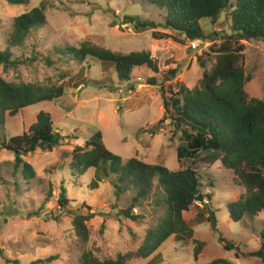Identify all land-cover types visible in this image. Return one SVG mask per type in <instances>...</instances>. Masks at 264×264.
I'll return each mask as SVG.
<instances>
[{
    "label": "rangeland",
    "instance_id": "rangeland-1",
    "mask_svg": "<svg viewBox=\"0 0 264 264\" xmlns=\"http://www.w3.org/2000/svg\"><path fill=\"white\" fill-rule=\"evenodd\" d=\"M38 3L39 0H29L27 6H13L0 0L1 49L5 48L12 20ZM148 12L138 0H53L46 14V27L32 34L23 49H11L13 59L30 56L35 51L37 60L16 69L0 66V77L7 82L63 84L64 88L63 95L52 102L22 109L12 117L5 115L4 137L26 132L36 122L37 115L45 112L51 116L55 130L66 138L61 147L51 152L37 150L23 159L35 169L36 180L28 192L21 194L15 192L18 187L9 167L13 155L0 150V264H77L84 251L111 258L134 252L145 232L164 216L163 207L155 206L157 190L132 210V215L139 217L132 222L119 216L121 210L129 207L134 197L132 191L116 196L113 178H104L93 169L76 181L69 176L64 168L72 150L97 132L102 133L107 150L123 163L135 158L173 172L194 169L200 175L202 189L210 191L212 196L211 202L195 204L184 214L193 226V241L178 242L170 238L149 258H133L126 264H209L217 259L227 264H259L241 253L258 248L264 212L237 223L229 219L227 205L244 195L232 172L225 170L220 162L207 165L184 159L179 163L176 148L183 141L168 121L155 134L139 132L146 127L151 129L162 118L163 99L170 97L175 84L187 89L198 87L203 72L210 70L212 62L205 60L201 69L197 58L208 53L213 44L219 45L223 35L230 32L227 14L224 12L216 23H203L205 35L213 42L197 41L196 49H192L194 42L189 45L190 41L179 33L162 26L136 32L133 24L124 20V17H139L140 21L162 23L163 15ZM213 33L217 35L214 38ZM84 42L120 54L148 52L156 62L158 73L145 67L135 69L131 80L124 83L118 81L112 66L91 59L81 64L75 61L65 64L64 58L55 52L63 47H79ZM240 44L244 47L243 65L250 78L245 92L249 99L264 100V42ZM46 59L54 65L48 67ZM174 69L177 74L172 79L169 73ZM209 183H213V189L209 190ZM63 187L67 190V209L93 215L87 223L89 239L85 244L76 238L71 218L57 205ZM210 207L215 212L217 233L211 231L208 222L196 221L199 215L206 216ZM218 236L240 248L238 259L235 250H224ZM197 242L203 246L195 261L193 250ZM50 258L57 260L46 262Z\"/></svg>",
    "mask_w": 264,
    "mask_h": 264
},
{
    "label": "trees",
    "instance_id": "trees-1",
    "mask_svg": "<svg viewBox=\"0 0 264 264\" xmlns=\"http://www.w3.org/2000/svg\"><path fill=\"white\" fill-rule=\"evenodd\" d=\"M6 1L13 6H27L29 3V0ZM52 3L53 0H39L37 6L12 20L5 48H0V66L3 69H16L37 60L35 51L30 56L13 59L11 49H23L32 34L46 27V14L52 8ZM138 3L145 11L149 10L151 15H163V25L149 20L140 21L139 17H124V20L133 24L136 32L155 30L162 26L179 33L188 41L213 42L205 35L203 23H216L226 12L230 32L223 35L219 45L213 44L208 53L197 58L201 69H204L205 60L212 62L210 70L203 72L198 87L187 89L175 84L170 97L166 101L162 97V118L151 129L146 127L138 131L155 134L168 121L174 131L180 133L183 141L176 148L179 163L184 159L207 165L220 162L225 170L232 172L238 186L243 188L244 195L226 207L229 219L237 223L246 217L255 218L264 212V100L249 99L245 92V84L250 78L243 65L244 47L240 43L264 42V0H138ZM215 36L216 33H213L212 37ZM55 52L64 58L65 64L70 61L81 64L91 59L112 66L118 81L124 83L131 80L135 69L145 67L158 73L156 62L148 52L120 54L89 42L79 47L56 49ZM45 63L48 67L54 65L49 59ZM176 74V69L170 71V78L174 79ZM63 93V84L10 83L0 77V150L13 155V164L9 166L11 176L22 184L18 185L15 181L17 194L28 192L36 180L35 169L23 159L37 150L51 152L61 147L66 138L55 130L51 116L40 112L36 122L26 132L6 139L3 135L5 115L12 117L22 109L52 102ZM64 169L68 170L69 176L75 181L90 169L101 172L104 178H113L112 186L116 196L132 191L134 197L129 207L119 212V216L124 219L137 221L139 217L132 215V210L147 201L154 190L158 192L155 206L161 205L165 211L156 226L145 232L136 251L117 254L113 258L84 251L77 264H126L133 258H149L170 238L178 242L193 241V226L184 214L195 204L212 200L210 191L202 189L200 175L194 169L173 172L162 165H149L135 158L123 163L120 157L107 150L100 132L72 150ZM92 186L95 188L96 183ZM212 186L213 183H209L207 187L210 190ZM57 205L71 218L76 238L87 243V223L93 215H82L79 210L67 209L69 201L64 187L59 191ZM213 212L210 207L207 215H199L196 221L198 224L208 222L211 231L217 233V220ZM218 242L226 251L235 250L237 259L240 257V248L234 243L221 236H218ZM258 242L256 250L241 255L264 264V229L258 234ZM202 246L200 242L195 244V261ZM53 260L57 259L50 258L46 262ZM209 264L227 262L217 259Z\"/></svg>",
    "mask_w": 264,
    "mask_h": 264
},
{
    "label": "built area",
    "instance_id": "built-area-1",
    "mask_svg": "<svg viewBox=\"0 0 264 264\" xmlns=\"http://www.w3.org/2000/svg\"><path fill=\"white\" fill-rule=\"evenodd\" d=\"M190 44H191V43H190ZM190 44H189V45H190ZM191 48H192V49H196V44H195V42H194L193 44H191Z\"/></svg>",
    "mask_w": 264,
    "mask_h": 264
},
{
    "label": "clouds",
    "instance_id": "clouds-1",
    "mask_svg": "<svg viewBox=\"0 0 264 264\" xmlns=\"http://www.w3.org/2000/svg\"><path fill=\"white\" fill-rule=\"evenodd\" d=\"M191 42H197V41H190L189 44H190Z\"/></svg>",
    "mask_w": 264,
    "mask_h": 264
}]
</instances>
